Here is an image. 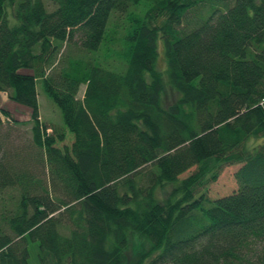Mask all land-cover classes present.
Here are the masks:
<instances>
[{
    "label": "trees",
    "instance_id": "16d2710c",
    "mask_svg": "<svg viewBox=\"0 0 264 264\" xmlns=\"http://www.w3.org/2000/svg\"><path fill=\"white\" fill-rule=\"evenodd\" d=\"M115 42L121 70L95 57ZM0 92L37 149L0 156V264L28 239L40 264H264V0H0ZM209 163L240 165L234 193L199 192Z\"/></svg>",
    "mask_w": 264,
    "mask_h": 264
},
{
    "label": "rangeland",
    "instance_id": "374dc122",
    "mask_svg": "<svg viewBox=\"0 0 264 264\" xmlns=\"http://www.w3.org/2000/svg\"><path fill=\"white\" fill-rule=\"evenodd\" d=\"M52 7L50 8V10ZM162 20H159L156 22V25H160ZM117 26H120L122 24L115 23ZM113 50V56L110 58H107V52H109L111 49ZM107 50L102 49L101 53H97L98 60L104 65V63L108 64L111 68H114L116 70H121V64L122 61L120 59V54L122 53V45H119V43L115 42ZM77 48H65L63 47L62 55L65 56L68 53L77 54ZM158 54L159 57L157 59V70L163 71L165 69L164 59L161 55V47L158 46ZM106 56V58H105ZM103 59H105L103 62ZM42 64H36L34 67V70L36 71V75L40 76V69H42ZM34 70L31 69H21L20 73L23 74H34ZM39 78V77H37ZM37 92V101H38V109H39V122H41L43 125L47 127L56 126H62V119H61V113L59 109L53 104V102L46 96L43 85L38 79L36 82V90ZM84 91V86H80L78 98H81ZM163 95V103L165 106H168L172 104L176 98L177 95L174 91L170 90L167 86L165 87V91ZM0 110L7 111L11 118L15 121L22 122L23 125L18 124L17 126H13L6 122V120L3 118V127L0 128V156L3 154V152L10 153L11 156L19 153L20 150H23L24 148L29 149L33 152H36L37 149H35L31 144V109L29 107L17 104L16 102H12L4 93L0 92ZM51 130L46 131L50 134ZM69 144V141H66ZM39 167H35L36 171L35 173L38 174V177L44 180V171H46V164L44 161H40L38 163ZM240 165H227V164H221V165H215L214 163H209L207 165V171L204 175L203 183H201L200 187L198 188L199 192H203V194H206V197L209 199H216L221 198L226 195H230L234 193L237 190L236 181L234 178L235 172L238 170ZM196 169L191 168V170L185 174H183L180 179H185L187 176H189L191 173H193ZM215 177V178H214ZM142 239L135 238L132 247L130 251L128 252V263L136 261L138 256L140 255V250L142 244ZM38 243L33 242L30 239H28V264H40L39 262V248L37 247Z\"/></svg>",
    "mask_w": 264,
    "mask_h": 264
}]
</instances>
